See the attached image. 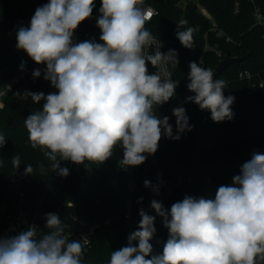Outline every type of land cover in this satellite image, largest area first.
<instances>
[{"label":"clouds","instance_id":"clouds-1","mask_svg":"<svg viewBox=\"0 0 264 264\" xmlns=\"http://www.w3.org/2000/svg\"><path fill=\"white\" fill-rule=\"evenodd\" d=\"M94 7V0H49L35 10L30 26L16 32L17 48L36 64L46 65L44 79L57 90L47 95L26 91L22 96L44 101L41 111L25 119V127L31 147L41 149L62 177L70 173L61 161L103 164L117 145L123 150L124 167L140 166L157 152L163 137L179 140L194 128L183 106L172 109L175 135L169 117L156 114L158 106L176 95L178 84L167 65L179 61L176 50L162 52V43L146 29L153 10L144 0H101L96 24L102 43L74 42L75 30L91 18ZM186 23H177L176 36L182 46L192 48L194 29H184ZM153 45L156 50L150 53ZM149 63L158 71L150 73ZM189 68L187 88L194 95L185 103L209 111L216 123L232 120L235 97L224 95L226 82L196 62ZM32 75L38 78L41 71ZM5 143L0 135V149ZM13 165L19 168V157L13 158ZM40 169L45 170L43 164ZM32 173L27 165L25 175ZM144 186L159 194V185L145 180ZM150 207L168 230L162 253L153 254L150 243L157 231L156 216L140 209L137 230L128 236L127 246L111 252L109 264H264V154L253 152L232 183L218 187L214 199L185 195L170 210L155 199ZM44 219L47 234L38 237L37 228L28 226L0 238V264H82L89 239L66 236V225L56 213Z\"/></svg>","mask_w":264,"mask_h":264},{"label":"trees","instance_id":"trees-1","mask_svg":"<svg viewBox=\"0 0 264 264\" xmlns=\"http://www.w3.org/2000/svg\"><path fill=\"white\" fill-rule=\"evenodd\" d=\"M180 0H150L156 14L147 29L160 35L164 40V52L174 49L178 53V65L169 63L172 80L178 84L176 95L169 102L158 106L162 118L169 117L176 134L175 117L172 109L183 106L189 117L191 132L181 134L179 140L163 137L154 155L137 166L135 172L136 189L131 194V207L136 218L137 230L141 217L140 209L156 216V234L150 243L163 250L168 238V230L162 218L150 207L157 194L144 186L156 176L158 169L162 177L159 191L164 194V207L182 200L185 195L214 199L221 185H229L232 178L240 174L242 165L251 159L253 152L264 154V25H254L252 4L241 0L239 11L234 12V0H199V5ZM264 13V0H254ZM49 0H0V87L21 68L37 66L43 71L46 65L36 64L23 50L17 48L16 32L20 26H30L35 10ZM91 18L82 22L73 35L74 42L99 40L101 35L96 21L100 16L101 0H94ZM180 20H186L184 29L192 28V48H185L177 39L176 31ZM220 51V54L217 52ZM227 56L240 57L229 63L221 72L215 67ZM196 62L204 68H211L214 79L224 80V95L235 97L231 106L232 120L219 123L211 119L209 111H201L192 103H185L190 92L187 84L189 64ZM150 73L157 70L148 64ZM30 92L48 89L44 75L29 76ZM44 101L33 102L25 99L15 86L0 102V135L6 143L0 149V203L10 210L17 208V198L8 181L13 170L21 173L23 179L24 202L23 220L29 222L37 212L38 237L50 230L45 227V215L56 213L66 226L75 227L71 215L89 222L104 221L92 235L91 246L84 252L82 264H108L112 251L127 246L122 210L130 196L126 188L125 173L118 164L123 150L118 145L113 155L103 164L85 162L73 163L69 175L58 183V171H53L51 162L39 148L33 149L25 127V119L32 113L41 111ZM19 157L20 166L15 168L13 158ZM66 161H61L63 167ZM44 165V171L40 165ZM31 165L33 173L25 175V167ZM54 178H56L54 180ZM57 183V186L54 185ZM143 197L142 203H137ZM67 202H71L68 205Z\"/></svg>","mask_w":264,"mask_h":264},{"label":"built area","instance_id":"built-area-1","mask_svg":"<svg viewBox=\"0 0 264 264\" xmlns=\"http://www.w3.org/2000/svg\"><path fill=\"white\" fill-rule=\"evenodd\" d=\"M252 4V16H253V24L262 26L264 25V13H262L260 6L256 4L254 0H247ZM241 0H234V12L239 11V5ZM144 6L147 8H150L153 10L154 15L156 14V9L150 2V0H144ZM153 15V16H154ZM152 16V17H153ZM151 21V20H150ZM150 21H147L145 24V27L147 29V26ZM152 33V32H151ZM153 36H155L163 45L161 48V51L164 52V40L163 38L155 33H152ZM155 45H153L148 51L150 53L155 52ZM217 54H220V51L217 52ZM39 69L37 66L30 67V68H24L19 69V71L11 76L1 87H0V102L2 101L3 97L10 92L15 86H18L21 95H23L26 91H30L29 88V76L33 73L34 70ZM41 71V75H44V71L42 69H39ZM158 71V69H156ZM167 70L171 72L169 64L167 65ZM172 74V72H171ZM172 77V76H171ZM57 90L51 85V82L48 81V89L47 94L56 92ZM156 114L158 117L162 118L160 112L156 109ZM119 146V145H118ZM123 156H120L118 160V164L120 168H122L123 172L125 173V182H126V188L128 192L130 193V196L125 202L124 208L122 210V217L125 224V238L128 242V236L135 231V223L136 218L133 215L132 207H131V194L136 189V181H135V172L136 168L129 166L124 167L121 163ZM73 163L71 161H66L63 167H67L69 170L72 168ZM62 167V168H63ZM59 180L58 183H60L65 177H62L58 175ZM162 173L161 170L158 169L156 176L151 181L152 186L159 185L160 188V181H161ZM56 178H54L55 180ZM54 180L52 182H54ZM8 181L11 186V189L14 190L16 198H17V208L15 210H10L8 205L4 202L0 203V238H7L16 234H19L21 231L25 230L28 226H35L37 228L38 232V218H37V212L34 213L31 220L29 222H25L23 220V209L22 205L24 202V191H23V179L20 172L17 170H13L9 176ZM54 185L57 186V183L54 182ZM152 190V188H149ZM164 194L163 192L159 191V194H157L156 199L157 201L161 202L164 205ZM68 205H71V202H67ZM73 220L75 221L76 226L75 227H65L64 234L66 236H69L70 239L73 240H80L83 237H87L89 239V244L86 246L87 251L89 247L91 246L92 242V235L95 231V229L99 226H101L104 223H107L109 219H105L104 221H96V222H89L87 220L81 219L75 215H71ZM38 236V233H37ZM134 245L137 242H133ZM162 253L161 250L153 247V254H159ZM109 264V263H108Z\"/></svg>","mask_w":264,"mask_h":264},{"label":"water","instance_id":"water-1","mask_svg":"<svg viewBox=\"0 0 264 264\" xmlns=\"http://www.w3.org/2000/svg\"><path fill=\"white\" fill-rule=\"evenodd\" d=\"M178 5L180 7H184L185 3L183 0H180L178 2ZM240 57H233V56H227L226 58L222 59L218 65L215 67V71L216 72H221L229 63H231L232 61H236L239 60Z\"/></svg>","mask_w":264,"mask_h":264},{"label":"rangeland","instance_id":"rangeland-1","mask_svg":"<svg viewBox=\"0 0 264 264\" xmlns=\"http://www.w3.org/2000/svg\"><path fill=\"white\" fill-rule=\"evenodd\" d=\"M183 1H184V3L191 2L193 4H196L199 7V9L202 11V13L206 14L204 9L199 5V0H183Z\"/></svg>","mask_w":264,"mask_h":264}]
</instances>
